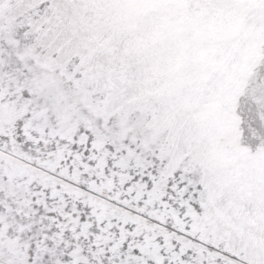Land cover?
Returning a JSON list of instances; mask_svg holds the SVG:
<instances>
[{"label": "snow or ice", "instance_id": "snow-or-ice-1", "mask_svg": "<svg viewBox=\"0 0 264 264\" xmlns=\"http://www.w3.org/2000/svg\"><path fill=\"white\" fill-rule=\"evenodd\" d=\"M0 264H264V0H0Z\"/></svg>", "mask_w": 264, "mask_h": 264}]
</instances>
